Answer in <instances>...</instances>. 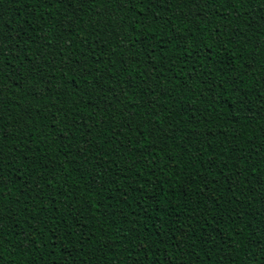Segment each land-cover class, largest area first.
Returning a JSON list of instances; mask_svg holds the SVG:
<instances>
[{
    "label": "trees",
    "instance_id": "1",
    "mask_svg": "<svg viewBox=\"0 0 264 264\" xmlns=\"http://www.w3.org/2000/svg\"><path fill=\"white\" fill-rule=\"evenodd\" d=\"M0 264H264V0H0Z\"/></svg>",
    "mask_w": 264,
    "mask_h": 264
}]
</instances>
